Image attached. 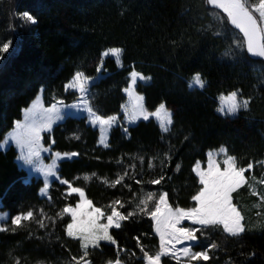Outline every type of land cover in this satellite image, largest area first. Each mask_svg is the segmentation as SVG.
Segmentation results:
<instances>
[{"label": "trees", "instance_id": "1", "mask_svg": "<svg viewBox=\"0 0 264 264\" xmlns=\"http://www.w3.org/2000/svg\"><path fill=\"white\" fill-rule=\"evenodd\" d=\"M206 7L205 0H0V43L13 39V47L0 61V142L14 128V121L22 119V109L31 105L41 87L46 89V106L53 94L71 103L73 97L64 92L63 85L77 68L95 77L100 53L109 47H121L125 50L124 67L119 68L113 57L105 59L107 74L102 70L101 78L91 87L98 94L95 104L106 116L120 115L127 100L122 89L134 66L152 77L147 85H137L145 108L152 112L165 103L173 112L171 131L164 133L154 120L141 121L129 128V139L122 135L119 125L111 132V147L105 149L99 145V131L88 124L87 118H69L44 134L48 140L45 146L53 152L81 154L59 164L61 179L84 187L88 198L107 212L106 206L117 198L131 201L159 189V185L147 183L160 171V161L151 158L170 152L165 173L171 183L165 190H170V203L191 207V196L199 187L192 169L197 161L206 165L207 153L223 146L240 165L253 163V173L259 180L264 172L258 163L264 161V60L246 52L236 59L225 57V39L207 30L213 16ZM24 11H29L38 24L21 28L18 14ZM196 73L207 81L205 89H189L188 82ZM236 89L242 91L243 98H251L249 110H242L237 118L220 115V96ZM17 157L13 146L0 151L1 210L10 214L3 226L10 225L20 213L32 211L34 216L32 221L22 222L24 227L15 234L0 233V264H14L12 257L19 258L21 264H68L70 256L79 251L78 242L67 237L63 221L58 220L53 228L46 217H54L75 197L66 199L67 186L54 181L51 199L42 198L44 182L27 180L28 174L19 167ZM140 157L144 158L143 165ZM120 160L123 167L117 163ZM123 170L129 172L124 183L131 185L132 192L104 183ZM85 176L91 180L86 181ZM137 179L143 184H136ZM141 188L143 191H139ZM249 193L245 188L234 193L235 198L242 197V209V204L256 200ZM121 210H130V206L126 203ZM246 213L253 223L264 220L255 219L251 211ZM64 219L70 221L67 215ZM134 219L112 230L121 247L136 254L122 255L125 264H141L136 236L143 237L142 243L152 254L159 245V237L149 228L152 222L147 217ZM38 220L46 227H40ZM212 243L218 247L209 252L212 259L202 264H264V230L257 228L242 240L226 233L206 232L194 251L211 249ZM115 248L103 246V252H94L88 259L92 264H108ZM166 259L162 258V264Z\"/></svg>", "mask_w": 264, "mask_h": 264}, {"label": "snow or ice", "instance_id": "2", "mask_svg": "<svg viewBox=\"0 0 264 264\" xmlns=\"http://www.w3.org/2000/svg\"><path fill=\"white\" fill-rule=\"evenodd\" d=\"M206 12H210L215 21V30L212 25L207 29L212 31L215 37L224 35L223 30L231 26L232 30H238V35L233 38V44H229L225 56H231L233 59L247 53L251 57L264 60V0H258V3L252 4L249 0H205ZM20 27L27 28L29 25H37L38 20L29 12L24 11L18 14ZM13 47V39L9 38L0 43V61L5 60V54H8ZM125 50L121 47H109L100 53L98 65L96 67L97 76H89L79 67L71 75L68 81L63 85L65 93L71 94L73 101L66 102L64 98H58L54 94L45 106L43 94L46 91L44 87L39 89V94L31 102L30 107L22 109L23 121H14L15 128L11 138L15 141L20 149V159L27 165H35L41 161V153L50 151L44 145L48 143L47 138L43 135L51 133L53 126L58 122L65 120V113L69 110L85 112L88 123L99 127L100 139L99 144L103 148L111 147L107 140V133L112 129L114 124H119L121 117L116 115L106 116L100 112L99 107L95 104L97 93L91 91V87L101 78L100 73L107 74L105 68V59L114 57L119 68H123L122 56ZM152 80L150 75L135 70L132 66L128 72V84L122 89L127 95L128 101L122 105L124 120L128 125H134L138 121H149L155 117L160 122V127L164 133L171 131L170 126L173 124V114L170 112L165 103H160L155 111L150 112L145 108L144 96L137 92L138 81L147 85ZM207 81L202 79L200 73L192 76L188 82L189 89H205ZM220 107L217 112L224 117L237 118L239 113L248 111L251 98H243L240 89L233 90L227 96H220ZM122 135L131 139L129 127L120 125ZM80 139L79 135L75 137ZM163 139V137H162ZM185 139H188L186 136ZM52 143H55L53 140ZM79 152L63 153L55 152V156L60 159L79 157ZM223 155V159L218 157ZM143 165L144 158L140 157ZM153 161L159 160L160 171L147 181L150 185H159L160 188L155 191L146 192L142 198H134L131 201H125L117 198L107 205L108 211L96 206L88 198L84 187L73 186L68 179H61L55 170L56 161L52 166L37 167V171L43 172L45 184L48 183L50 176H55L61 185L67 186L66 199L75 197L71 203L62 207L54 217H46L52 224L53 228L57 221H63V229L67 237L78 242V253L71 255L68 264H92L88 259L94 252H103V246H116L114 258L108 261V264H125L121 256H135L134 252L124 249L115 239L112 233L113 229L122 228L124 221L132 220L135 222L136 217H147L152 223L149 225L155 235L159 237L157 251L152 254L146 250V245L142 243L143 237L136 236V246L139 248L142 256L138 257L141 264H170L172 260L176 264H196V262H207L212 257L209 252L216 249V243L211 244V249L193 250L194 247L201 244V237L206 232L217 231L221 234L226 233L229 237L242 240L243 237L259 228L264 230V220H258L253 223L243 214V209L238 203H234V193L245 188V191L251 190L250 194L258 198L257 207L264 204V192L257 190V185H264V172L258 180L253 173L254 164L248 163L242 166L238 163V158L231 155L228 149L221 147L218 152L209 151L207 153L206 167L197 161L192 171L198 177L199 187L195 194L191 196L193 205L191 207H180L174 202L170 203V190H165L171 183V177L165 173V161L171 159V153H157L151 158ZM123 167V161H117ZM259 166L264 169V161H259ZM150 168L155 167L149 164ZM179 171V165L176 166ZM246 173H249L246 176ZM95 175V173H93ZM117 178L109 182L107 179L104 183L108 187L115 188L121 186L128 188L129 192L133 189L131 185L124 183L129 178V172L123 170L118 172ZM77 180L80 177H76ZM84 179L91 180V177L85 176ZM136 184H143L142 179L135 180ZM139 191H143L141 188ZM44 194V193H42ZM49 199H51L49 197ZM238 199V197H237ZM130 206V210L122 211L125 204ZM41 214H43L41 210ZM67 215L70 221L65 220ZM7 214H5L6 218ZM34 213L27 211L15 215L8 226H0V233L15 234L16 230L24 227L22 222L32 221ZM256 216L264 218V210L257 211ZM187 222V223H186ZM40 227H46L42 220H38ZM199 234V235H198ZM147 235V233L145 234ZM191 242V243H188ZM178 245H184L183 248ZM253 253L252 255H254ZM9 256L12 257L11 252ZM14 264H21L19 258L12 257Z\"/></svg>", "mask_w": 264, "mask_h": 264}, {"label": "rangeland", "instance_id": "3", "mask_svg": "<svg viewBox=\"0 0 264 264\" xmlns=\"http://www.w3.org/2000/svg\"><path fill=\"white\" fill-rule=\"evenodd\" d=\"M249 2L252 3V4H255V3H258V0H249ZM212 27H213V30H215V21H214V19H213ZM223 32H224V35H222V37H223V38L225 39V41H226V44H227V46H228V47H227V50H228V48H229V44H233V38L236 37V36L238 35V31H237V30H232V29H231V26H227V27L223 30ZM243 55H244V53H243L241 56H243ZM225 57L233 59L231 56H225ZM113 58H114V57H113ZM139 82L144 83V82H142V81H138V83H139ZM150 82H151V81H150ZM150 82H148V83H150ZM137 85H138V84H137ZM194 89H199V88H194ZM136 90H137V89H136ZM142 96H143V95H142ZM223 96H227V95H223ZM43 97H44V94H43ZM126 97H127V95H126ZM127 101H128V97H127V100H126L125 104L127 103ZM144 105H145V98H144ZM30 106H31V105H30ZM30 106H29V107H30ZM45 106H46V105H45ZM166 107H167V106H166ZM219 107H220V99H219ZM167 109H168L170 112H172L169 108H167ZM172 114H173V112H172ZM220 115H221V114H220ZM117 116L121 117V120H120L119 124H114L113 127H112V129L106 134V135H107V140H108V142L110 141V135H111V132H112L113 128H115V127H117V126H119V125H121V124H123L124 126H127V127L130 128V127L136 126L139 122L143 121V120H140V121H138V122H137L136 124H134V125H128V124L126 123V121L124 120V113H123L122 110H121V114H120V115H117ZM65 117H66V118H65L64 121H66V120L69 119V118L81 119V118H87V114H86L85 112H82V111H81V112H77V111H75V110H69V111H67V112L65 113ZM23 119H24V117H23V114H22V119H21L20 121H23ZM150 120H154L156 123H158V124L160 125V122L157 121V120L155 119V117H152ZM150 120H149V121H150ZM64 121H62V122H58L56 125L53 126V129H54L57 125L63 123ZM146 122H147V121H146ZM88 124H89V123H88ZM89 125H90V124H89ZM90 126H91V125H90ZM171 126H172V125H171ZM171 126H170V128H171ZM92 127H93V126H92ZM14 128H15V126H14ZM14 128H13L12 130H10V131L5 135L3 141L0 142V151H6V150H7L9 147H11V146L15 147V149L17 150V153H18L17 163H18V165H19L20 168L24 169V170L27 172V174H28V179H27V180H31L32 178L41 179V180L44 182V186H43L42 189H41L40 195H41V197L44 198V199H49V197H50V188H51V185H52V183H53L54 181H58V180L56 179L55 176H50V177L48 178V183H47V185H46V184H45V177H44V174H43V172L37 171V167L41 166V163L43 164V166H52L53 161L55 160V161H56V167H55V170H56V172H57V175L59 176V174H58L59 164H60L62 161H64V160H69V159H67V158H64V159L57 158V157L55 156V152H53V151L51 150V148L46 147V146L44 145L46 148L50 149V151L42 152V153H41V161L37 162V164H35V165H27V164H25V163L23 162V160L19 158L20 155H21L19 147L16 145L15 141L11 138V134L13 133ZM93 128H95V129H97V130L99 131V127H98V126L93 127ZM53 129H52V130H53ZM161 129H162V128H161ZM162 131H163V129H162ZM45 134H48V133H45ZM43 135H44V134H43ZM99 139H100V131H99ZM99 145H100V144H99ZM100 146L103 147L102 145H100ZM218 151H219V150H217V151H213V152H218ZM61 154H62V156H63V153H61ZM74 158H76V157H73L72 159H74ZM72 159H71V160H72ZM218 159L222 160V159H223V155H221L220 157H218ZM202 166H205V167H206V165H202ZM239 190H240V189H239ZM257 190H258V191H261V192H264V185H257ZM250 191H251V190H250ZM42 193H44V194H42ZM249 195H251V194L249 193ZM233 197H234V194H233ZM248 197H249V196H248ZM255 197H256V196H255ZM233 202H234V203H238L239 206H240V205H241V202H242V197H238V199L234 197ZM258 203H259V201H258V198L256 197V200L253 201V202H251V204H242L243 208L245 209V210L243 209V214H244L248 219L250 218V213H246V210H247V211H251V212H253V213H254V216H253V217H255V219H257V218L259 219V217L256 216V212H257V211L264 210V204L260 205V207L258 208V207H257V204H258ZM5 214H7V216H6V218H3V217H5ZM9 219H10V214H9L8 212H3V211L1 210V201H0V226H3V224H4L5 222H7ZM260 219H261V218H260ZM186 223H187V222H186ZM188 243H191V242H188ZM178 247L183 248L184 245H178ZM193 250H194V248H193ZM196 264H202V261H200V262H196Z\"/></svg>", "mask_w": 264, "mask_h": 264}]
</instances>
